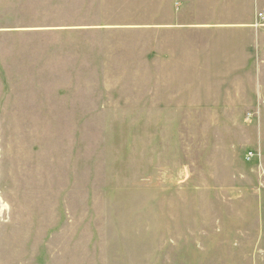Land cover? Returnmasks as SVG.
<instances>
[{"label":"rangeland","instance_id":"374dc122","mask_svg":"<svg viewBox=\"0 0 264 264\" xmlns=\"http://www.w3.org/2000/svg\"><path fill=\"white\" fill-rule=\"evenodd\" d=\"M177 2L0 0V264H264V19Z\"/></svg>","mask_w":264,"mask_h":264},{"label":"crops","instance_id":"0c3cea01","mask_svg":"<svg viewBox=\"0 0 264 264\" xmlns=\"http://www.w3.org/2000/svg\"><path fill=\"white\" fill-rule=\"evenodd\" d=\"M190 2L193 3L192 15L185 25L198 31L221 30L222 37L216 40L221 46L219 51H226L225 55L232 54L229 51L236 50V47L240 50L239 41L253 40V33L260 26L258 14H264V0H190ZM176 9L179 18L189 14L185 0L177 2ZM246 47L249 48V45Z\"/></svg>","mask_w":264,"mask_h":264},{"label":"built area","instance_id":"2783aa9c","mask_svg":"<svg viewBox=\"0 0 264 264\" xmlns=\"http://www.w3.org/2000/svg\"><path fill=\"white\" fill-rule=\"evenodd\" d=\"M258 18H259V20H263L264 19V14L263 13H259L258 14Z\"/></svg>","mask_w":264,"mask_h":264}]
</instances>
